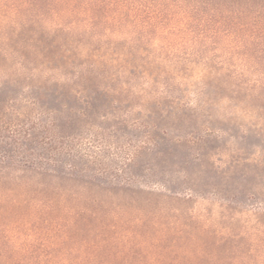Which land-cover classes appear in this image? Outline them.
I'll return each mask as SVG.
<instances>
[{
    "label": "rangeland",
    "instance_id": "1",
    "mask_svg": "<svg viewBox=\"0 0 264 264\" xmlns=\"http://www.w3.org/2000/svg\"><path fill=\"white\" fill-rule=\"evenodd\" d=\"M250 5L0 0V107L77 139L92 173L3 175L0 264H264Z\"/></svg>",
    "mask_w": 264,
    "mask_h": 264
},
{
    "label": "trees",
    "instance_id": "2",
    "mask_svg": "<svg viewBox=\"0 0 264 264\" xmlns=\"http://www.w3.org/2000/svg\"><path fill=\"white\" fill-rule=\"evenodd\" d=\"M233 1L242 6L245 3H250V6L264 3V0ZM7 102L0 107V181L3 175L16 166L38 175L91 176L89 163L83 167L79 165L82 158L79 157L77 139L62 136L60 131L56 132L57 127L54 130L43 122L34 123L30 117L21 120L14 111L15 107L11 106L15 100Z\"/></svg>",
    "mask_w": 264,
    "mask_h": 264
}]
</instances>
